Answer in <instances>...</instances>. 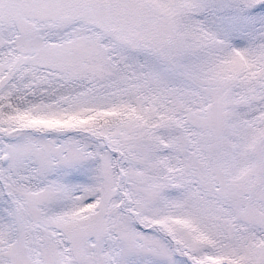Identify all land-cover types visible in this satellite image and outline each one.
I'll return each mask as SVG.
<instances>
[{
  "label": "snow or ice",
  "instance_id": "1",
  "mask_svg": "<svg viewBox=\"0 0 264 264\" xmlns=\"http://www.w3.org/2000/svg\"><path fill=\"white\" fill-rule=\"evenodd\" d=\"M0 264H264V0H0Z\"/></svg>",
  "mask_w": 264,
  "mask_h": 264
}]
</instances>
